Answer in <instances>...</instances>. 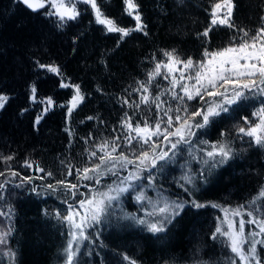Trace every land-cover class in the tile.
<instances>
[{
    "label": "trees",
    "instance_id": "1",
    "mask_svg": "<svg viewBox=\"0 0 264 264\" xmlns=\"http://www.w3.org/2000/svg\"><path fill=\"white\" fill-rule=\"evenodd\" d=\"M214 2L216 0H181L180 3L177 0H136L147 35L134 31L120 40L119 33H108L102 25L96 24L91 8L83 3L77 4L80 13L77 19L57 27V17L46 16L47 9L33 12L15 0H0V93L9 97L5 107L0 109V157H13L7 163L0 160V172H5L0 183L10 181L0 190V212L7 213L0 216V232L8 233L7 243L0 244V264L64 263L70 226L58 218L57 213L67 215L68 204L74 207L107 180L117 177L105 175L99 184L94 180H77L75 172L67 175L65 165L70 163L83 168L98 163L88 152L96 150L94 145L104 139L126 134L120 126L125 113L129 116L135 113L134 121L142 120L145 115L154 121V105L152 110L141 105V110L137 111L123 100L139 102L141 93L132 89L138 88V81L147 80L156 62L167 61L164 51L175 49L181 59L192 57L199 61L205 49L216 51L237 43L243 36L239 29L254 35L260 27L264 0H233L231 22L235 27L218 25L209 37H199L197 34L210 23V5ZM98 3L120 27L135 26L134 19L124 11L123 0H98ZM37 62L58 66L62 75L39 68ZM175 75L178 77L179 73ZM62 80L79 85L84 96L70 117L67 106L62 105L67 104L75 89L60 87ZM33 84L37 88L35 102L30 98ZM168 87L169 80L157 77L150 86L151 94L155 96ZM47 97L53 99L54 106L45 113L47 105L40 101ZM161 99L173 108L177 106L167 94ZM188 104L191 109L203 106L199 100ZM260 106H264V97L259 95L230 106L227 113L214 117L206 127L194 129L197 134L192 137L191 155L188 146L181 145L171 162L158 171H151L158 189L183 202L195 199L206 207L186 206L164 232L156 234L108 212L101 223H93L85 229L88 239L80 242L76 264H130L125 256L136 264H231L233 254L227 247V239L222 236L213 239L212 233L224 206L244 205L246 221L251 219L247 211L252 210H256L254 215L264 218V199L255 205L250 203L264 187V146L255 145L249 137L236 131L245 126L244 118H249ZM41 113L42 119L36 124V117ZM65 128L73 132L71 137ZM222 131L228 135L222 137ZM154 141L156 154L170 148V144L157 138ZM202 141L226 142L233 155L223 164L207 167L199 158L203 154L198 149L207 148ZM151 147V142L144 146L146 150ZM139 150L138 145L137 153ZM26 160L33 163L32 168L25 166ZM61 161L65 165H61ZM36 165L45 172H52L53 176L37 171ZM204 168L207 170L200 177ZM8 169L19 175L10 176ZM181 169H188L197 176L191 195L181 187L184 183ZM127 170L119 169V175L123 176ZM41 176L44 178L39 179ZM147 176L145 172L142 178L145 182H148ZM24 177L32 179L22 183ZM61 179L78 185L73 190L74 196L64 189L51 192L44 187ZM33 188L37 192H33ZM124 202L129 210L133 209L135 201L129 194L124 196ZM213 204L219 207H212ZM246 226L248 229L247 223ZM260 239H264V235L258 236ZM9 252L14 255H5ZM257 253L264 258V245L257 244Z\"/></svg>",
    "mask_w": 264,
    "mask_h": 264
},
{
    "label": "snow or ice",
    "instance_id": "2",
    "mask_svg": "<svg viewBox=\"0 0 264 264\" xmlns=\"http://www.w3.org/2000/svg\"><path fill=\"white\" fill-rule=\"evenodd\" d=\"M15 2L23 4L33 12L47 9L46 16L57 17V27H63L67 21L77 19L80 15L77 4L83 3L91 8L95 23L102 25L108 33H119L120 40H123L134 31L143 32L147 35L146 25L143 23L136 0H123L124 11L135 21L133 28L120 27L113 18L104 13L98 0H15ZM177 2L180 3L181 0H177ZM234 8L233 0H216L210 5V23L208 27L197 35L207 38L213 28L218 25H225L229 28L235 27L231 22ZM239 32H242L243 36L239 38L237 43L229 44V46L216 51L205 49L203 58L199 61H194L192 57L183 60L176 54L175 49L164 51L163 55L167 58V61L156 62L155 68L147 74V80L145 82L138 81V88L132 89L133 92L141 93L139 102L129 103L128 99L123 100L124 104L134 107L137 111L141 110V105L147 106L149 110H152L154 105V121L148 115H145L142 120L134 121L135 113L132 116L125 113L124 118L120 121V126L126 134L104 139L94 145L96 150L88 152V156L96 158L98 163L76 168L70 163L65 165V162L61 161V165H65L67 168L68 176H72L75 172L77 180H94L97 184L101 183V177L108 174L118 176L119 169H129V166H132L127 176L121 178L115 187L109 186L107 191L99 193V198L93 195L92 198L79 201L80 206L85 210L84 215H80L71 204H68L67 215L57 213V217L67 222L72 229L69 233L68 245L65 248L66 264H76L75 258L80 241L88 239L85 229L91 227L93 223H101L102 218L109 212L113 203L118 204L124 193L135 191L137 187H140L139 182L145 172L148 173V186L151 187L155 179L152 177L151 171H158L165 164L171 162L180 150L181 145H187L191 155L192 137L197 134L194 129L198 130L206 127L214 117L219 116L221 113H227L230 106L250 96L259 95L264 97V17H261V25L255 30L254 35H250L249 31L244 29H239ZM233 40H237V37H233ZM37 65L41 69H47L50 72L62 75L56 65H45L39 62H37ZM175 73H179V76L177 77ZM157 77L169 80V87L153 96L150 86L153 85ZM60 87L75 89V94L67 104L62 105V107L67 106V113L70 117L77 106L82 103L84 96L79 85L68 84L62 80ZM31 94L30 98L35 102L37 94L35 84L31 86ZM165 94L170 97L173 103L177 104L175 108L168 101L161 99ZM8 100L7 95L0 93V109L5 107ZM195 100L202 101L203 106L198 109H191L188 102ZM40 103H46L47 106L43 110L45 113L54 106L51 97L45 98V101H40ZM22 111H26V109ZM253 115L258 117V123L250 124L248 118L245 117L244 123L248 126H241L236 131L249 137L250 142L255 145L264 146V106L254 112ZM42 116L43 113L36 117V124H39ZM87 119L92 120L93 117H87ZM65 131L68 132L69 137L73 135V132L68 128H65ZM220 135L224 137L228 133L222 131ZM154 138L170 144V148L156 154L157 149ZM150 142L152 147L146 150L144 146L149 145ZM201 143L206 145L208 150L199 148L198 152L203 154L199 158L202 164L207 167L223 164L233 155L232 148L224 142L210 143L202 141ZM138 145L140 150L137 153ZM118 149L119 151H117ZM129 152L132 154L131 156L127 154ZM98 153H102V155ZM192 158L196 159L197 157L193 156ZM12 159V156L0 157V160L5 163ZM24 164L26 167H33V163L27 160ZM35 167L37 171L44 173L46 176H53L52 172H45V169L39 167V165ZM206 170L207 168H204L201 171L200 177H203ZM7 171L12 177L19 175L11 169ZM4 175L5 172H0V177ZM43 178V176L39 177V179ZM31 179V177H24L22 183L24 181L30 182ZM196 179L197 176L192 172H186L181 177V180L184 181L181 187H184L185 192L189 195H191V189L194 187ZM8 183L10 181L7 180L0 183V190L5 189ZM44 187L51 192L64 189L74 196L75 192L73 190L77 189L78 185L61 179ZM32 191L37 192V189L33 188ZM0 199H2V193H0ZM262 199H264V187H261L258 195L253 197L250 203L255 205L258 200ZM135 200L141 204L142 208L145 207L142 202H146L151 210L148 211L145 208L144 216L128 214L125 218L145 226L153 234L164 232L167 225L186 206L196 209L206 207L205 204H201L195 199L184 202L152 201L147 197L143 188L137 192ZM64 202L67 204V199ZM161 203L163 206H160ZM212 207L219 206L213 204ZM245 210L244 205L235 209L222 208L221 211L225 214L223 223L227 225V229L225 230L218 223L212 233V238L216 239L221 236L227 238V247L233 254L231 264H264V258L257 253V244L264 245V239H254L257 236L264 235V218L254 215L256 210L247 211V215L251 219L247 221L240 219L238 224L230 218L241 217ZM4 215H7V213L0 212V216ZM76 217H79V222H77ZM246 223L254 224L259 231H253L246 235ZM7 235L8 233L0 232V244L7 243ZM249 237H252V239H249ZM73 242H75V245ZM5 255L12 256L14 254L9 252ZM124 259L129 260L130 264H136L134 260H130L127 256Z\"/></svg>",
    "mask_w": 264,
    "mask_h": 264
},
{
    "label": "rangeland",
    "instance_id": "3",
    "mask_svg": "<svg viewBox=\"0 0 264 264\" xmlns=\"http://www.w3.org/2000/svg\"><path fill=\"white\" fill-rule=\"evenodd\" d=\"M262 106L260 107H257L256 111L261 108ZM254 111V112H256ZM253 112V113H254ZM248 118V117H247ZM248 121L250 124L252 123H258L259 122V119L258 117L254 116L253 114L248 118ZM248 125H245V127H247ZM222 142V141H221ZM215 143V142H214ZM226 143V142H225ZM227 144V143H226ZM170 146V145H168ZM206 150H208L206 148ZM183 162H186L188 163L187 161H183ZM187 167V166H186ZM188 168V167H187ZM181 174H180V177H182L186 172H188V169H181ZM128 171L129 169L127 170V173H125L123 176H117V177H114L110 180H107V182H105V184H103L102 186H100L94 193H92L89 197H86L85 199H89V198H92L93 195H96L97 198H99V193H103L105 191L108 190V187L109 186H112V187H115L118 183H119V180L125 176L128 175ZM183 181V180H182ZM139 185L140 187H137L135 191H129V192H126L122 195V197L120 198V201L118 202V204L116 202L113 203V206L110 208L111 212L114 216H120V217H126L128 214H135L137 216H144L145 214V208H147L148 211L151 210V207L147 205L146 202H142L144 203L145 207H141V204L140 203H137V201L135 200V195L137 194V192L141 191V188H143V191L146 193L147 197H149L152 201H164V200H167L169 202H172V201H177V202H183L181 201V199H178L177 197L173 196L171 197L168 193H165L164 190H161V189H158V187H156L154 184L153 186L149 187L148 186V182H145L144 179H142L140 182H139ZM129 194V198L132 200V201H135L134 203V207L133 209H128L126 207V203L124 202V196L128 195ZM83 199V200H85ZM160 206H163L162 203ZM86 207V206H85ZM74 209H76L80 215H84L85 214V210L84 208H82L80 206V204L77 202L75 203V206L73 207ZM222 208H227V209H235V207H222ZM244 212V211H243ZM224 212H220L219 216H218V223L221 224L222 228H224L225 230L227 229V225L225 223H223L224 221ZM234 222H236L238 224L239 220L240 219H244L246 221V218H244V215L242 214L241 217H230ZM250 218V217H249ZM76 220L77 222H79V217H76ZM130 220V219H129ZM248 225V229H247V226L245 227V234L247 235L248 233H252L253 231H259V229H255L253 228V225L251 224H247ZM70 226V225H69ZM251 226V227H250ZM70 231H72L71 227H70ZM70 233V232H69ZM69 237V236H68ZM70 238V237H69ZM227 239V238H226ZM249 239H252V237H249ZM255 240H258V236L254 238ZM69 241V240H68ZM81 242V241H80ZM74 245H75V242H73ZM68 245V242L66 244V247ZM65 247V248H66ZM79 250V249H78ZM65 261L63 264H66V253H65Z\"/></svg>",
    "mask_w": 264,
    "mask_h": 264
}]
</instances>
